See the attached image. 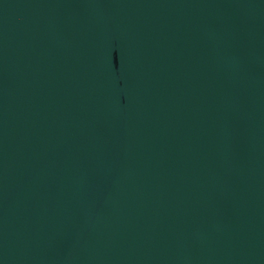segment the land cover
<instances>
[{
	"label": "water",
	"instance_id": "1",
	"mask_svg": "<svg viewBox=\"0 0 264 264\" xmlns=\"http://www.w3.org/2000/svg\"><path fill=\"white\" fill-rule=\"evenodd\" d=\"M0 264H264V0H0Z\"/></svg>",
	"mask_w": 264,
	"mask_h": 264
}]
</instances>
